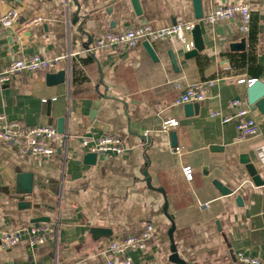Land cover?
I'll list each match as a JSON object with an SVG mask.
<instances>
[{"label":"crops","instance_id":"0c3cea01","mask_svg":"<svg viewBox=\"0 0 264 264\" xmlns=\"http://www.w3.org/2000/svg\"><path fill=\"white\" fill-rule=\"evenodd\" d=\"M235 1L0 0V14L17 8L22 20L43 17L22 40L0 29V72L34 53L68 55L60 64L59 71L66 70L62 83L48 85L43 72L0 83V114L30 126L58 127L62 118L66 135L47 158L20 157L14 146L0 143V233L37 223L36 218L59 223L54 238L43 245L0 247V264H103L114 236L137 234L146 223H153L156 233L147 249L131 252L135 264H182L173 261V246L186 264H243L237 258L241 252L264 262V185L254 183L240 159L250 157L264 179L259 156L264 153V100L251 106L247 84L237 83L239 78L264 82V0H252L246 35L236 19L213 27L201 21L217 6ZM179 21L201 24L203 49L189 59L175 38L152 44L158 60L143 43L86 51L105 31ZM172 49L178 71L168 55ZM230 76L232 81L226 79ZM213 79L209 96L190 102L189 112L187 103H175L186 86ZM234 98L248 103L260 123L259 136L240 140L235 121L210 115L212 110L231 114L227 103ZM93 110L96 119L110 125L109 133L123 137L126 151L87 164L82 137L106 133L94 127ZM173 119L178 126H172ZM212 145L223 148L212 151ZM184 165L194 168L192 181L184 177ZM215 179L232 192L223 194ZM30 182L32 191L23 193ZM205 202L209 206L202 209Z\"/></svg>","mask_w":264,"mask_h":264},{"label":"built area","instance_id":"2783aa9c","mask_svg":"<svg viewBox=\"0 0 264 264\" xmlns=\"http://www.w3.org/2000/svg\"><path fill=\"white\" fill-rule=\"evenodd\" d=\"M238 20L240 29L246 35L250 32L252 24V0H237L235 2L219 5L201 21L209 26H215L222 21ZM43 17L34 16L21 19V13L17 8H10L0 14V29H8L12 38L22 40L24 35L34 26L41 24ZM195 22L179 21L169 26L155 28L150 23H142L134 26H122L113 30L105 31L97 35L86 48L87 52H96L101 49H125L137 47L144 41L153 44L159 40L177 39L186 50L195 47L193 29ZM68 55L44 57L39 53L11 61L0 72V83H11L15 77L25 73H55L60 69L62 61ZM232 81V77H226ZM257 79H237V83L252 85ZM216 80L197 81L186 86L175 100L176 104L204 101L215 85ZM181 83H176L175 88L181 90ZM227 107L232 111L224 115L219 110L210 111L212 117H220L224 122H236L239 131V139L247 140L261 134L260 123L252 117L248 103L241 98L229 100ZM179 125L177 119L172 120V126ZM53 125L30 126L19 120H8L0 114V143L14 146L20 157L36 156L40 158L51 157L55 153L54 143L66 138ZM68 137V135H67ZM82 146L87 152H96L102 155H123L126 146L123 137L118 134L104 133L98 137H82ZM178 152L179 149L176 148ZM264 168V153H259ZM182 172L186 180L194 179V168L184 165ZM209 206L208 202L201 203L202 209ZM59 230V223L40 221L0 233V247L11 249L20 243H27L30 247L43 245L46 241L54 238ZM156 227L153 223H146L137 234L114 236L107 245L106 259L103 264H135L131 252L145 250L149 241L154 237ZM243 264H264L260 257L246 255L241 252L237 255Z\"/></svg>","mask_w":264,"mask_h":264},{"label":"water","instance_id":"95a60500","mask_svg":"<svg viewBox=\"0 0 264 264\" xmlns=\"http://www.w3.org/2000/svg\"><path fill=\"white\" fill-rule=\"evenodd\" d=\"M133 1H134V3H136V0H133ZM138 12H140V11H138ZM202 17H203L202 13L197 14V18H202ZM193 36H194V43H195L194 48L195 49L188 51L185 49V47H183V55L186 59H189V58L197 55L198 51L203 49V43H202V38H201V24L200 23L195 24V27L193 29ZM143 45L145 46V48L147 49L149 54L153 57V59L158 60L153 45L151 43H149L148 41H144ZM242 46H243L242 48L244 49L245 48V40H243ZM168 55L170 57V60L172 62L174 69L176 71H178L179 67H178V61L176 58L175 51L173 49L169 50ZM65 78H66V70H60V71L55 72V73H47V76H46V80H47L48 85H54V84L62 83L65 81ZM248 96H249V104L251 106H254V105L260 106L261 105L260 102L262 100H264V82L261 81L260 79H257L252 85L248 86ZM185 107H186V109H188V112H189L190 109L194 106H193V103H187V104H185ZM96 115H97L96 110H93L92 114H91V119L93 120L94 127H97L99 129H101L102 131L109 133L110 132V125H108L107 123H103L100 120L96 119ZM62 121H63V119L61 118L59 120V124L57 127L58 131L61 133L64 132V127L62 126ZM147 136L148 135H145V134L143 135V137H145V138H148ZM171 141H172L173 146L175 148H177L178 141L176 138V132L175 131L171 132ZM210 148L212 151H218L219 149H221L223 147H221L220 145H212ZM103 158H104V155H102V154H98L96 152H87L85 155V162L87 164H94V163H96V161L98 159L101 160ZM240 159H241V163H243L246 166V169L249 172L250 176L252 177L254 183L256 185H264V179H262V177H261L257 167L255 166L254 162L252 161V159L250 157H248L246 154H242ZM145 174H148L147 171L145 172ZM26 178L31 180L32 173H27ZM18 179H19V176H18ZM147 180H148L149 184L151 185V177H148ZM214 184L220 189V191L223 194H229L232 192L231 189L225 187L218 179L214 180ZM19 191H20V189L16 187V190L14 192L19 194ZM31 191H32V183L30 182L26 186V188L23 189V193L24 192L30 193ZM162 192H164V190H162ZM167 208H168V205L166 203V206H165L166 212H167ZM40 221H50V219H48V218H36L33 220V222H40ZM174 229H175V227L173 225V227L170 231V234H173ZM99 230L108 231L107 233H109V234H111V232H112L111 229H105V228H98V231ZM175 250H176V247L173 246V251H174L173 256H172L173 261L177 262V263L181 262L182 264H186L185 261L178 258L177 253H175Z\"/></svg>","mask_w":264,"mask_h":264}]
</instances>
